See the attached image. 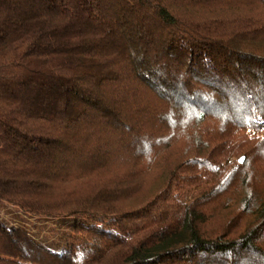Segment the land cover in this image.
Listing matches in <instances>:
<instances>
[{"label": "trees", "instance_id": "16d2710c", "mask_svg": "<svg viewBox=\"0 0 264 264\" xmlns=\"http://www.w3.org/2000/svg\"><path fill=\"white\" fill-rule=\"evenodd\" d=\"M227 1L0 0V264H264V0Z\"/></svg>", "mask_w": 264, "mask_h": 264}, {"label": "rangeland", "instance_id": "374dc122", "mask_svg": "<svg viewBox=\"0 0 264 264\" xmlns=\"http://www.w3.org/2000/svg\"><path fill=\"white\" fill-rule=\"evenodd\" d=\"M226 11L224 9V14L228 15H239L242 18L258 13L261 14L263 12V8L260 6H256V2L252 0H228L226 4H224ZM161 156H158L153 160L152 164V169L150 170L149 174L147 175L144 185H143V190L145 189L147 192H154L157 190L161 185L164 180V176L166 175L167 172H169V169L171 167V162L170 161H163ZM1 214L8 220L10 221H19V217L21 213H19L18 209L11 206V205H5L3 208H1ZM23 214V213H22ZM23 223H26L28 226L31 227L32 231L35 233H38L37 235L44 237L43 239L46 238V236H51L52 238H57L59 235H55L53 228L57 229V227H60L62 230L64 227H62V219L56 218L54 219H36L34 217H30L29 215L23 214L22 216ZM214 225H210L209 228H215L218 224V217H214L212 219ZM60 230V229H59ZM63 232V231H62ZM60 234V233H59Z\"/></svg>", "mask_w": 264, "mask_h": 264}, {"label": "snow or ice", "instance_id": "6c2138e0", "mask_svg": "<svg viewBox=\"0 0 264 264\" xmlns=\"http://www.w3.org/2000/svg\"><path fill=\"white\" fill-rule=\"evenodd\" d=\"M239 104H240L241 107H247L248 110L253 113V115L251 117H248V118L245 119V121H244L245 123H247L248 119H253V120L259 119V117L255 115V112H256V106L255 105H251V106L245 105L243 100L239 101ZM259 107H260V111L264 112V102H261Z\"/></svg>", "mask_w": 264, "mask_h": 264}, {"label": "water", "instance_id": "95a60500", "mask_svg": "<svg viewBox=\"0 0 264 264\" xmlns=\"http://www.w3.org/2000/svg\"><path fill=\"white\" fill-rule=\"evenodd\" d=\"M244 156H242L241 158H240V162H243L244 161Z\"/></svg>", "mask_w": 264, "mask_h": 264}]
</instances>
